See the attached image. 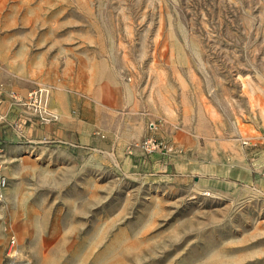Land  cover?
Returning <instances> with one entry per match:
<instances>
[{
  "label": "rangeland",
  "instance_id": "rangeland-1",
  "mask_svg": "<svg viewBox=\"0 0 264 264\" xmlns=\"http://www.w3.org/2000/svg\"><path fill=\"white\" fill-rule=\"evenodd\" d=\"M38 84L0 264H264V0H0V90Z\"/></svg>",
  "mask_w": 264,
  "mask_h": 264
},
{
  "label": "crops",
  "instance_id": "crops-1",
  "mask_svg": "<svg viewBox=\"0 0 264 264\" xmlns=\"http://www.w3.org/2000/svg\"><path fill=\"white\" fill-rule=\"evenodd\" d=\"M11 93L13 92L11 91ZM51 102L59 112L62 114L66 113L65 109L67 106V100L65 96L61 95L57 97L56 93H54ZM0 115L3 117V119L0 120V157L6 170L7 165H9L11 162V157H9V155L6 153L5 148L11 144H20V135L14 128L13 123L17 121L18 118H20L21 123L23 121L21 110L13 104L11 94L8 92V90H0ZM58 126L60 127V124ZM53 127V125L33 126L28 124L26 127L22 126L20 131H22L21 133H23L24 136L26 135V137L36 139L41 135L50 132L51 128ZM5 170L3 167L4 174Z\"/></svg>",
  "mask_w": 264,
  "mask_h": 264
},
{
  "label": "built area",
  "instance_id": "built-area-1",
  "mask_svg": "<svg viewBox=\"0 0 264 264\" xmlns=\"http://www.w3.org/2000/svg\"><path fill=\"white\" fill-rule=\"evenodd\" d=\"M13 104L17 106L23 115V124L29 122L37 126H45L58 121V115L51 111L49 107V90L41 85H34L26 94L18 96L11 94ZM3 117L0 115V120ZM153 126V125H152ZM147 151L152 152L163 147L161 142L149 138L145 140ZM8 179L3 172V163L0 157V190L4 189Z\"/></svg>",
  "mask_w": 264,
  "mask_h": 264
}]
</instances>
